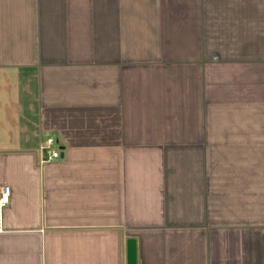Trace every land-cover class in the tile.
I'll return each instance as SVG.
<instances>
[{"label": "crops", "instance_id": "1", "mask_svg": "<svg viewBox=\"0 0 264 264\" xmlns=\"http://www.w3.org/2000/svg\"><path fill=\"white\" fill-rule=\"evenodd\" d=\"M4 186L0 264H264V0H0Z\"/></svg>", "mask_w": 264, "mask_h": 264}, {"label": "built area", "instance_id": "2", "mask_svg": "<svg viewBox=\"0 0 264 264\" xmlns=\"http://www.w3.org/2000/svg\"><path fill=\"white\" fill-rule=\"evenodd\" d=\"M57 147V140L55 138L48 137L41 146L43 161L48 162L60 158L61 151ZM9 196L10 189L8 186H4V188L0 192V209L5 208L9 201Z\"/></svg>", "mask_w": 264, "mask_h": 264}, {"label": "water", "instance_id": "3", "mask_svg": "<svg viewBox=\"0 0 264 264\" xmlns=\"http://www.w3.org/2000/svg\"><path fill=\"white\" fill-rule=\"evenodd\" d=\"M137 241L131 237L127 241V264H137Z\"/></svg>", "mask_w": 264, "mask_h": 264}]
</instances>
